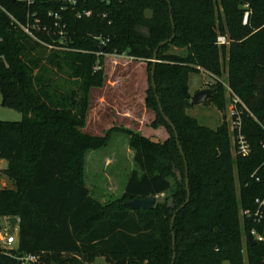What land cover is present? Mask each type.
Wrapping results in <instances>:
<instances>
[{
  "label": "trees",
  "instance_id": "1",
  "mask_svg": "<svg viewBox=\"0 0 264 264\" xmlns=\"http://www.w3.org/2000/svg\"><path fill=\"white\" fill-rule=\"evenodd\" d=\"M170 3L173 23L167 0H79L63 12L70 41L62 49L22 31L12 17L25 21V3L0 0L1 103L23 113L20 121L0 120V159L7 161L3 173L15 185L0 189V215L20 219L13 254H39L33 264H87L97 257L110 264H172L174 252V264H264V243L247 240L254 227L263 232V226L241 216L242 208H252L264 196V0H219L222 14L217 0ZM41 4L42 17L52 24L44 12L59 7ZM83 9H92L93 16L78 18ZM174 31V39L158 51L154 89V52ZM219 35L228 36V43H218ZM42 38L53 41L49 35ZM98 40L105 42L104 50ZM172 45L186 54L168 53ZM123 54L147 62L145 104L156 114L152 126L169 131L167 140L124 129L105 136L82 131L90 92L106 81V55ZM225 65L228 86L252 113L243 114L248 156L232 155L225 121L213 129L186 113L193 72L215 78L211 99L225 108ZM159 102L178 132L187 174ZM118 130L130 136L138 169L122 195L104 204L84 182V157ZM175 169L181 170L182 181ZM186 177L190 199L172 228L175 211L187 200ZM170 190L171 197L150 210L125 204ZM170 198L174 208L168 206ZM15 262L1 249L0 264Z\"/></svg>",
  "mask_w": 264,
  "mask_h": 264
},
{
  "label": "rangeland",
  "instance_id": "2",
  "mask_svg": "<svg viewBox=\"0 0 264 264\" xmlns=\"http://www.w3.org/2000/svg\"><path fill=\"white\" fill-rule=\"evenodd\" d=\"M217 9L218 12L222 14V8L220 6L219 0H217ZM226 36V35H225ZM228 38V36H227ZM168 53L175 54H186L185 49L178 48L175 45L170 46L167 51ZM146 62V61H145ZM105 76L106 81H114L116 78V73H124L125 76V91L128 90V95L133 91L135 93L133 96L137 97L136 99H130L129 102L131 105H137V111L140 117H143L141 120H137L135 124L122 123L113 121V116L116 114V110L110 105L100 106V111L94 110V103L99 97H108L110 100L120 98V93L111 94L109 97L108 94H105L103 91L99 90L100 87L93 90L94 99L90 102L88 116L85 126L82 128L84 133L94 135V136H105L108 132L114 129H124V130H133L140 132L143 135L156 138L155 136H150L149 132H155L153 129L163 128L167 134V140L170 137L169 131L164 126L153 127L152 123L156 118L154 111L146 107L145 101L142 105L140 101V85L144 76L143 67L139 64L137 60L134 62H129L127 64H115L112 60V57L109 58L108 62H105ZM147 63V62H146ZM147 66V65H146ZM227 67L225 65L224 75L221 77L223 85L225 88V97L226 105L223 110H221L215 101L211 98H208L206 101L200 104H192L190 101V106L186 109V113L194 118H196L200 124L212 127L216 129L224 121L228 125L229 134L231 138V152L235 156L233 139L230 131L231 124V97L228 90V82L226 78ZM216 83L215 78H212L209 74L201 72H193L189 76V87L192 93V96L199 90L204 88H212ZM104 84V85H105ZM147 84L149 88V72L147 70ZM104 85L102 87H104ZM93 89V88H92ZM148 90V89H147ZM91 93V92H90ZM123 94V93H122ZM127 94V93H126ZM126 94L123 95V99L126 98ZM147 95V91H146ZM146 98V96H145ZM122 99V98H120ZM109 100V101H110ZM192 100V99H191ZM2 95L0 91V120L4 121H20L23 119V113L14 107H9L1 103ZM90 101V100H89ZM104 101V100H103ZM129 104V105H130ZM146 108L145 111H140V108ZM95 111V112H94ZM124 113V109L121 110ZM92 112L100 114L95 116V119L92 117ZM144 113V114H142ZM93 118V120H92ZM93 122V123H92ZM139 125H143L142 131H139ZM102 129V130H100ZM118 130L113 131L110 137V140L106 145L98 149H88L84 157V182L89 187L92 194L98 198L104 204L115 202L123 193L126 182L134 169H138L134 161V150L130 145V136L124 131ZM149 131V132H148ZM163 140L160 138H156ZM7 168V161H0V189L3 188H15L13 181L3 173V170ZM172 183L174 185L175 181L172 178ZM172 190L158 195V201H165L167 198L171 197ZM170 200V199H169ZM168 200V201H169ZM9 218L15 216H7ZM9 228V227H8ZM7 230V221L3 220L0 222V231L5 235ZM11 235V234H9ZM15 235L18 236V229L15 232ZM1 237V234H0ZM3 241H0L1 249H4ZM87 264H110L104 257H97L93 262H87ZM228 264V263H225Z\"/></svg>",
  "mask_w": 264,
  "mask_h": 264
},
{
  "label": "built area",
  "instance_id": "3",
  "mask_svg": "<svg viewBox=\"0 0 264 264\" xmlns=\"http://www.w3.org/2000/svg\"><path fill=\"white\" fill-rule=\"evenodd\" d=\"M19 2L25 3L29 10L27 12L25 21H18L14 17H12L22 31L30 36L31 38L39 41L42 44L47 45L50 48H69L68 44L70 41V34L67 30V23L63 20V12H66L69 8H76L79 4V0H15ZM109 2V0H106ZM41 3H54L57 4L59 9H48L44 12L46 19H53V23L50 24L44 20L41 13L42 9ZM32 6H36L34 11H31L30 8ZM92 9H83L77 12L78 18H90L93 16ZM103 16H106L104 14ZM42 35H49L53 39L52 43L45 41L42 38ZM100 39V38H99ZM98 43L105 44L103 40H98ZM218 43H228V38L225 35H219ZM101 53V52H100ZM107 56V55H106ZM100 66H96V69H99ZM213 78V77H212ZM229 95L231 97V107H230V115H231V124L230 131L233 139V147L235 155L248 156L251 153V146L243 132V114L245 111L252 114L244 102L240 99V97L234 93L231 88L228 86ZM264 148V141L262 143ZM241 216L244 219H249L258 225L263 226V232H260L256 227H254L249 233H251L256 240V242L264 243V196L257 197L254 201V205L252 208H242ZM18 221L15 226L14 233L9 235L7 230L10 227V218L7 216L0 215V222L5 220L7 221V230L5 235L0 231L1 237L0 241L4 243V249H2L7 254L13 256L16 260L15 264H33L36 263L40 255L36 253H23V254H13L12 250L16 246L18 242V236L15 235L16 230L18 229L20 219L17 218ZM1 251V247H0Z\"/></svg>",
  "mask_w": 264,
  "mask_h": 264
},
{
  "label": "crops",
  "instance_id": "4",
  "mask_svg": "<svg viewBox=\"0 0 264 264\" xmlns=\"http://www.w3.org/2000/svg\"><path fill=\"white\" fill-rule=\"evenodd\" d=\"M112 57V60L115 64H120L121 62L123 64H127L129 62H134V60H137L139 62V64L143 67V79H142V83L140 85V101H142V105L144 104L145 101V96H146V91L148 89V84H147V63L145 62V60L143 59H136L134 57L128 56L126 54L123 55H107L105 58V62H108L109 58ZM106 65V63H105ZM105 67V66H104ZM116 79L114 81L109 80L107 81V83L104 85V87H100L99 90H101V92L103 91L105 94H108L109 97L111 94H116V93H120V99L118 96L116 98L113 99H109L108 97H99L97 99V101L94 103V110H98L100 108V106H106V105H110L114 108V110H116V114L113 116V121L115 122H119L122 123L123 121H126V123H131V124H135V122H137V120H141L143 117H140V115L138 114L137 111V105L133 104L131 105L129 100L130 99H136L137 97L133 96L135 93H133V91L128 95V90H124L125 89V76L124 73H116ZM97 89V88H93L91 90L90 93V102L94 99L93 97V90ZM123 93V94H122ZM127 93V94H126ZM126 94V98L123 99V95ZM125 96V95H124ZM112 98V95H111ZM104 100V101H103ZM110 100V101H109ZM93 103V102H92ZM90 103V104H92ZM130 104V105H129ZM101 109V108H100ZM100 109L98 111H100ZM124 109V113H122ZM146 108H140V111H145ZM95 112V111H94ZM93 112H92V117L95 119V116L100 114L99 112L93 116ZM144 114V113H142ZM92 118V120H93ZM93 123V122H92ZM139 131H142L143 125H139L138 127ZM212 128V127H210ZM102 130V129H100ZM153 131L155 132H149L150 136H155L156 138H160V139H166L167 138V134L165 132V130L163 128H158V129H153ZM4 159H0V161H3Z\"/></svg>",
  "mask_w": 264,
  "mask_h": 264
},
{
  "label": "water",
  "instance_id": "5",
  "mask_svg": "<svg viewBox=\"0 0 264 264\" xmlns=\"http://www.w3.org/2000/svg\"><path fill=\"white\" fill-rule=\"evenodd\" d=\"M14 1L15 0H11V2H14ZM167 1H168L169 5H170L171 20H172V23H173L171 3H170V0H167ZM173 28H174V25H173ZM174 37H175V31H174L172 37L169 40H165V41L161 42L158 45V47L156 48L155 52H154V58H153L154 65H153L152 71H151L152 85H153L154 89H156L155 69H156V62H157L158 51H159V49L162 46L166 45L168 42H171L174 39ZM97 47L100 50H104L105 49V45L102 44V43H97ZM212 95H213V89L212 88H204L202 90L197 91L192 96L191 102H192V104H200V103L206 101L208 98H211ZM159 106H160L161 112H162L165 120L171 125V127L174 130L175 137L177 139V142H178V145H179V148H180V152L183 155V158L185 160L186 174H187L188 173V164H187L186 157L184 155V151L182 149V146L180 145L179 136H178V132L176 130V127H175L174 123L171 121V119L163 112V108H162V105H161L160 102H159ZM174 172L176 173L179 181H182L183 180V176H182L181 170H176L175 169ZM186 187H187V194H188L187 200L185 201V203L180 208H178L175 211V213H174V215L172 217V220H171V227L172 228H173L174 220L176 218V215H177L178 211L181 208H183L184 206H186L188 204V202H189V199H190V190H189L188 177H186ZM173 200H174L173 198H170V200L168 201V206L171 207V208H174ZM157 201H158V196H148V197H145V198H135V199L127 200L125 202V204L127 206L131 207L134 210H139V209H147V210H150V209H153V208L156 207ZM17 221H18L17 217L10 218V220H9L10 227L7 230V233L8 234H13L14 233V230H15V226H16ZM247 240H248V242L250 244L256 243V240L254 239V237H253V235L251 233H248L247 234ZM175 244H176V236H175V233L173 232V248L174 249H175ZM175 258H176V253L174 252L172 264H174Z\"/></svg>",
  "mask_w": 264,
  "mask_h": 264
}]
</instances>
